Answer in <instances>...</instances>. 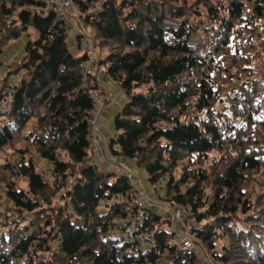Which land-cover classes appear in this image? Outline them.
<instances>
[{
	"label": "trees",
	"instance_id": "trees-1",
	"mask_svg": "<svg viewBox=\"0 0 264 264\" xmlns=\"http://www.w3.org/2000/svg\"><path fill=\"white\" fill-rule=\"evenodd\" d=\"M84 24L96 67L127 97L113 162H134L164 186L161 200L187 208L213 260L264 264V0H104ZM63 26L35 0H0V57L38 35L0 89V153L13 154L0 164V205L14 216L0 224V264H204L167 217L130 222V182L92 163L89 93L100 86L96 75L84 85Z\"/></svg>",
	"mask_w": 264,
	"mask_h": 264
},
{
	"label": "built area",
	"instance_id": "built-area-1",
	"mask_svg": "<svg viewBox=\"0 0 264 264\" xmlns=\"http://www.w3.org/2000/svg\"><path fill=\"white\" fill-rule=\"evenodd\" d=\"M40 5L41 10L46 13H52L59 18L64 26L63 29L71 42L78 46L79 51L83 52L84 60L79 64L84 85H87L93 76L96 75L97 84L99 79L95 72V47L90 34L82 23L86 20L95 21L101 11V5L104 0L99 1L92 9L81 11L76 6L75 0H35ZM84 2V1H83ZM100 85V83L98 84ZM92 110L88 113L87 123L90 131L89 141L95 149V152L101 154V146L98 134V120L102 112L110 107L112 101L108 94L101 90H93L89 93ZM116 171L124 176L131 184L132 189L130 198L133 201L135 213L130 215L129 221L142 224L148 216V211H154L159 215L167 217L172 225L173 231L177 233V243L184 250H191L197 244L196 234L189 230V220L192 214L190 211L180 205H161L151 201L147 196L146 190L137 184V181L129 170L120 163L112 164Z\"/></svg>",
	"mask_w": 264,
	"mask_h": 264
},
{
	"label": "rangeland",
	"instance_id": "rangeland-1",
	"mask_svg": "<svg viewBox=\"0 0 264 264\" xmlns=\"http://www.w3.org/2000/svg\"><path fill=\"white\" fill-rule=\"evenodd\" d=\"M80 1H84V3L86 4L88 10L92 9L93 6H95V2H90L89 3L86 0H80ZM100 1H102V0H100ZM75 3H76V1H75ZM76 6L78 7L77 3H76ZM78 9H79V7H78ZM82 25L85 28H87V26L84 23H82ZM29 32H30L29 35L28 34L22 35V37L20 38L19 41H17L15 43L11 44L10 46H8L4 50L3 55L0 57V89H1V93L2 94H3V91H2L3 90L2 79L4 77H6V78L9 77L10 82L12 84L17 80L18 76L16 77L15 75H8V73H13V70L17 66V63L24 56L25 50H23V49H25V47L27 46V43H29L30 40H36V38L38 36L37 33H35L33 30H30ZM94 47L96 48V45H94ZM21 51H24V52L22 53ZM74 55L78 58V57L83 56V52H80V51L76 52L75 51ZM96 66H97V64H96V60H95L94 67L97 69V70H95L96 74L97 75H100V74H104L105 75V73H103V68L98 70V68ZM259 77L264 81V71L261 70V69L259 70ZM244 80L245 79L241 78L240 81H244ZM99 82L102 84V85L100 84L101 85L100 88L105 92V94H108V98L111 99L112 104H113L112 94L110 93V91L107 88H105L106 86L104 87V85H103L101 80ZM113 94H114V92H113ZM114 95H118V94L115 93ZM223 96H225V92H223ZM122 97H123V99H125V101H127V97H126V95L124 93H123ZM4 107H5V105L3 104V102L1 101V98H0V114L2 112H4ZM226 109H227V104H225V103L221 104L219 106V110H224L225 111ZM0 122H2L1 117H0ZM10 155H13L10 150H7V151H5L3 153H0V164L5 163V161H7V159L9 158ZM37 163H38V166H39L41 171H45V173L48 172V169H49L48 165H46L43 161H39ZM210 163H211L210 160L207 161L204 164V167H209ZM194 168H196V167H194ZM140 170L144 174L142 180L145 183L148 184L147 175L144 173V171L142 169H140ZM132 174L134 175V177H135V179L137 181V184L140 185L139 178L141 177L142 173L140 175H137L135 172H132ZM180 174H181L180 168L174 171V176H175L176 179L179 178ZM70 181H71V179H70ZM19 185L22 186L23 188H25V185H22V183H20ZM156 187L158 188V194H160L161 190H159V185H156ZM158 197H161V196L158 195ZM1 200H2V203L0 205V224H4V220H6V216H9V217H14V216H13L12 213H9L10 212V210H9L10 205H7L6 202L3 201V199H1ZM158 203H160L161 205H165L167 207L170 205L169 202L165 201V200H160V202H158ZM6 212L8 213L7 215H6ZM237 217H239V219H241L239 221V223H238V225L241 226L240 223H243L242 222L243 216L239 214V215H237ZM26 218H29V216L26 215ZM208 222H210V220L209 221L205 220V221L201 222V226L200 227H202L203 225H205ZM23 225H25V222L23 223ZM195 225L196 224L194 222V219H193V217H191V221L189 220V230H190V232H194ZM133 230L135 232V227H134V225L132 223V226L128 227V235L131 234ZM166 230H168V229H166ZM175 234H176L175 235V239H176L175 241L177 242V233L175 232ZM110 237L113 240V239H116V238H120L121 236L119 234H117V233H114V235H112ZM196 243L197 244L191 250L200 254V256L202 258V262L204 264H219L216 260L212 259V255H211L212 253L209 250H206V248L199 242V240H197ZM223 243H224V240L222 238H218V241L216 242V247H215L214 251L218 252V253H221L220 245H222Z\"/></svg>",
	"mask_w": 264,
	"mask_h": 264
},
{
	"label": "crops",
	"instance_id": "crops-1",
	"mask_svg": "<svg viewBox=\"0 0 264 264\" xmlns=\"http://www.w3.org/2000/svg\"><path fill=\"white\" fill-rule=\"evenodd\" d=\"M72 51H77V49L73 47ZM21 52L23 53L24 51H21ZM97 77L99 81L100 80L102 81L104 87L106 86L105 88H107L112 94L113 104H111L110 107H108L102 112L98 120V134H99V140H100L101 146L103 148V152L101 154L95 153L91 161L102 172H106L110 174H119L112 165L114 164L113 156L108 154L107 148L109 144L108 143L109 138L114 137L115 119L120 114L126 101L125 99H123L122 97L123 93L119 89V87L112 80H110L106 75L100 74V75H97ZM101 85L99 86L101 87ZM99 90H102V89L100 88ZM113 92L114 94L117 93L118 95H114ZM118 162H120V164L124 166L127 170H129L130 172H135L137 175H140L142 173L141 177L139 178L140 185L146 190L147 195L151 201L160 202L164 194V189H165L164 186H159V190L161 191H160V194H158V188L156 186L152 187L149 182L147 184L142 180L144 174L139 168H137L134 165V162H131L125 159H118ZM158 195H160L161 197H158Z\"/></svg>",
	"mask_w": 264,
	"mask_h": 264
}]
</instances>
